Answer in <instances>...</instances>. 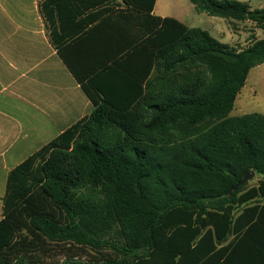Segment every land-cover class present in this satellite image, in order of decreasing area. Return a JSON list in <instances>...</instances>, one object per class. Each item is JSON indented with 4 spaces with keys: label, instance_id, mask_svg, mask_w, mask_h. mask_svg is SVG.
Segmentation results:
<instances>
[{
    "label": "trees",
    "instance_id": "trees-1",
    "mask_svg": "<svg viewBox=\"0 0 264 264\" xmlns=\"http://www.w3.org/2000/svg\"><path fill=\"white\" fill-rule=\"evenodd\" d=\"M64 1L44 0L41 11L93 110L9 172L0 264H50L59 244L99 254L62 264H210L234 240L264 233V114L229 116L264 64V38L236 50L153 15L156 0H72L76 16L96 11L69 37L92 41L89 60L70 58L55 25ZM189 1L264 28V8ZM252 172L255 186L227 195Z\"/></svg>",
    "mask_w": 264,
    "mask_h": 264
},
{
    "label": "crops",
    "instance_id": "crops-1",
    "mask_svg": "<svg viewBox=\"0 0 264 264\" xmlns=\"http://www.w3.org/2000/svg\"><path fill=\"white\" fill-rule=\"evenodd\" d=\"M43 1L0 0V179H6L5 187L12 169L93 110L51 42L41 11ZM169 1L156 0L153 15L169 17ZM64 3L61 19H55L58 37L68 39L63 49L70 58L86 54L89 60L92 41L83 38L81 45L74 46L69 37L74 26L96 9L76 16L74 2ZM171 18L184 24L178 17ZM4 193L5 188L0 189V219ZM244 238L234 240L226 256L210 264H264V233L254 229Z\"/></svg>",
    "mask_w": 264,
    "mask_h": 264
},
{
    "label": "rangeland",
    "instance_id": "rangeland-1",
    "mask_svg": "<svg viewBox=\"0 0 264 264\" xmlns=\"http://www.w3.org/2000/svg\"><path fill=\"white\" fill-rule=\"evenodd\" d=\"M236 1L246 2L252 9L264 8V0ZM166 10L169 17H178L191 28L205 30L219 42L228 44L236 50H242L254 41L264 38V28H258L254 23L248 21H228L199 13L189 0H170L169 4L166 3ZM249 113L264 114V64L250 71L246 84L238 94L229 116L238 117ZM259 177L254 176L249 180L245 184L246 188L255 186ZM0 180H4V183L0 185V189L4 191L6 179ZM59 245L50 252V257L46 260L50 264H62L65 260L73 258L79 261L99 258V254L90 248H75L67 244ZM102 253L110 254L111 252L109 249H105Z\"/></svg>",
    "mask_w": 264,
    "mask_h": 264
},
{
    "label": "water",
    "instance_id": "water-1",
    "mask_svg": "<svg viewBox=\"0 0 264 264\" xmlns=\"http://www.w3.org/2000/svg\"><path fill=\"white\" fill-rule=\"evenodd\" d=\"M255 176L254 172L245 175L240 182H238L234 187H232L227 195H229L231 192L237 191L239 187L244 186L249 180H251Z\"/></svg>",
    "mask_w": 264,
    "mask_h": 264
}]
</instances>
